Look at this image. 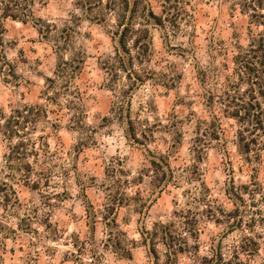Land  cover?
<instances>
[{"label": "rangeland", "instance_id": "1", "mask_svg": "<svg viewBox=\"0 0 264 264\" xmlns=\"http://www.w3.org/2000/svg\"><path fill=\"white\" fill-rule=\"evenodd\" d=\"M19 1L24 16L2 22V51L14 77L8 67L0 73V111L42 104L47 119L40 114L31 135V173L24 164L18 172L6 168L8 143L0 135V182L12 189L0 188V264H264V152L248 159L251 138L242 141L236 121L210 107L238 82L236 55L264 33L262 12L253 11L258 0H144L169 23L147 26L150 56L133 62L131 80L101 68L114 56L119 31L107 0ZM61 61L82 68L76 119L66 98L60 108L41 99ZM214 114L219 139L191 152L198 119L209 123ZM167 151L178 181L142 211L134 204L118 209L115 240L107 243L100 213L106 168L119 163L136 177ZM144 179L140 189L147 188ZM89 205L100 210L95 224ZM161 224L181 235L184 251L169 252L161 236L153 250L147 234Z\"/></svg>", "mask_w": 264, "mask_h": 264}, {"label": "trees", "instance_id": "2", "mask_svg": "<svg viewBox=\"0 0 264 264\" xmlns=\"http://www.w3.org/2000/svg\"><path fill=\"white\" fill-rule=\"evenodd\" d=\"M98 2L101 3V0ZM257 3L258 5L253 7V11L256 13V10H260L262 13L258 15L264 18V0H258ZM242 6L250 7V5ZM105 7L115 14L116 27L119 31L114 56L110 57L109 61L104 62L101 68L113 76H117V73L122 71L126 73L127 79L131 80V74H134L133 62L142 64L150 56L151 37L147 26L164 27L165 22L169 23V21H167V17L166 19L156 17L152 10L144 4V0H107ZM22 16H24V10L19 0H0V38L4 33L2 22L9 18L20 19ZM139 20L143 23H138ZM136 25L141 28H136ZM255 41L251 49L241 52L235 57V73L238 82L228 85L216 101L212 100L210 103V107L217 104L219 112L226 118L236 121V124L239 125L238 131L242 141H246L247 136L251 138L244 144V152L248 157L250 156L248 159L259 156L264 152V33L259 35ZM2 50L3 44L0 39V73H4L5 67H8L10 73L8 71L7 75L11 74L14 77V70L10 67ZM81 70L82 68L78 62L61 61L54 73V78L47 79L44 90L41 91V99L46 104L52 103L53 106L58 108L64 106L61 104L62 100L60 98H66L68 109L71 108L76 113L72 115V119H76V116L79 117L77 107L82 101L81 93L75 87V82ZM136 78L135 80L139 82V77ZM242 84H245L248 88L242 90ZM68 97L71 99L68 100ZM19 107L21 108L10 111L9 115H5L0 111V135L8 143L7 152L3 158L7 169L18 172L24 164L26 166L24 171L31 173V166L26 160L29 156H37L36 142L31 135L38 128L40 114H43L42 117L47 119L46 111L43 109L47 105L35 104ZM80 116H82V113ZM221 130L222 127L217 114L212 116L209 123L198 119L196 137L190 151L198 155L201 154L208 141L219 139ZM131 137L138 142L133 130ZM261 139L263 144L258 141ZM40 146L42 145L40 144ZM171 156L170 151L165 154H156L150 161L149 168L142 170L136 177H131L122 169L119 163L106 168L104 181L100 185L104 195V203L101 206V212L98 210L100 213L105 212L102 220L108 229L107 243L115 240L114 230L117 232V224L114 216L118 209L134 204L142 211L152 196L163 192L169 184H176L179 177L171 166ZM24 178L25 181L23 182L26 185H30L32 188H36L38 185V182L30 181L27 177ZM144 178L149 179L147 188L140 189L145 185ZM0 186L3 191L6 189L12 191L10 185L4 181L0 182ZM134 188L135 191L132 194L127 192ZM89 208L91 211L87 210L88 215L91 216V220L95 224L98 210L96 211L92 205H89ZM170 228L172 226L161 224L157 226L152 234H147L150 235L153 250V241L157 236H161L162 244L169 252L177 253L185 250L184 248L187 247L186 241L178 242L177 239L181 238V235L172 232ZM121 236L122 234L119 233L117 236L118 241L114 243V246L116 248L118 246L119 249ZM175 241H177L176 244ZM123 252L126 253V251ZM210 260L212 261V259ZM204 263L208 264L209 262L205 260L201 264ZM214 264H217V262Z\"/></svg>", "mask_w": 264, "mask_h": 264}]
</instances>
